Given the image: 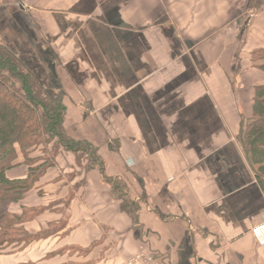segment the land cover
I'll list each match as a JSON object with an SVG mask.
<instances>
[{
    "label": "crops",
    "instance_id": "1",
    "mask_svg": "<svg viewBox=\"0 0 264 264\" xmlns=\"http://www.w3.org/2000/svg\"><path fill=\"white\" fill-rule=\"evenodd\" d=\"M0 45L134 206L60 153L7 209H42L24 230L51 233L0 264H264V178L237 142L264 86V0H0Z\"/></svg>",
    "mask_w": 264,
    "mask_h": 264
},
{
    "label": "trees",
    "instance_id": "2",
    "mask_svg": "<svg viewBox=\"0 0 264 264\" xmlns=\"http://www.w3.org/2000/svg\"><path fill=\"white\" fill-rule=\"evenodd\" d=\"M258 53L264 55L263 51ZM260 67L264 71V63ZM8 74L12 81L7 79ZM63 121L62 103L45 91L11 51L0 45V253L15 251L51 233V229H46L32 235L24 230L23 224L42 209L20 208L19 213L2 209L7 201L20 202L45 171L55 165L60 153L73 154L86 168L98 167L103 180L113 182L116 195L134 208L124 183L103 174V162L93 146L69 139ZM237 142L255 177L264 178V86L255 89L252 117L241 125ZM19 155L22 161L16 162ZM18 165L27 166V175L8 179L6 172Z\"/></svg>",
    "mask_w": 264,
    "mask_h": 264
},
{
    "label": "built area",
    "instance_id": "3",
    "mask_svg": "<svg viewBox=\"0 0 264 264\" xmlns=\"http://www.w3.org/2000/svg\"><path fill=\"white\" fill-rule=\"evenodd\" d=\"M252 234L258 244L264 243V223L254 227ZM125 264H160L155 258L147 254H138L125 261Z\"/></svg>",
    "mask_w": 264,
    "mask_h": 264
},
{
    "label": "rangeland",
    "instance_id": "4",
    "mask_svg": "<svg viewBox=\"0 0 264 264\" xmlns=\"http://www.w3.org/2000/svg\"><path fill=\"white\" fill-rule=\"evenodd\" d=\"M254 59H256V60H261L263 63H264V55L263 54H261V53H257L255 56H254ZM19 67V66H18ZM20 69V68H19ZM7 74V73H6ZM7 79L8 80H10V81H12V78H11V76H10V74H8V77H7ZM46 91V90H45ZM47 92V91H46ZM54 98V97H53ZM56 99V98H55ZM22 161V156L21 155H19L17 158H16V162H21ZM25 165H18V166H16V167H14V168H11V169H9L7 172H6V174L11 170L12 171V169H16V168H20L21 169V167H24ZM26 168H27V166H25ZM16 171V170H15ZM18 171V170H17ZM11 204H17V203H13V202H9V201H7L6 203H5V205H4V207H3V209H2V211H7V209L11 206Z\"/></svg>",
    "mask_w": 264,
    "mask_h": 264
}]
</instances>
